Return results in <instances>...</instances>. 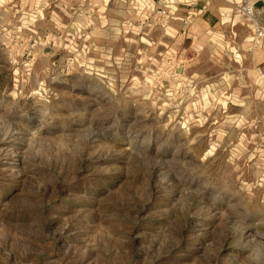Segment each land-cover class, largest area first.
I'll return each instance as SVG.
<instances>
[{"label": "rangeland", "instance_id": "1", "mask_svg": "<svg viewBox=\"0 0 264 264\" xmlns=\"http://www.w3.org/2000/svg\"><path fill=\"white\" fill-rule=\"evenodd\" d=\"M160 3L0 0V264H264L262 42Z\"/></svg>", "mask_w": 264, "mask_h": 264}, {"label": "crops", "instance_id": "2", "mask_svg": "<svg viewBox=\"0 0 264 264\" xmlns=\"http://www.w3.org/2000/svg\"><path fill=\"white\" fill-rule=\"evenodd\" d=\"M81 1L83 4H90L93 0ZM96 1L100 4V14L98 15H144L154 8L156 0ZM242 3L243 0H162V5L171 14L169 30L177 27L178 30L182 27L187 28L193 21H196L210 28L213 33L227 36L232 41L233 37L238 36V27H240L238 24L241 25L243 31H246V34L254 33L253 25L244 23L246 20L244 21L239 13V6ZM257 5L261 12H264V0H258ZM258 17L259 20L260 17L263 19L262 26L264 28V15H258ZM257 40L255 39L254 45L258 44Z\"/></svg>", "mask_w": 264, "mask_h": 264}, {"label": "built area", "instance_id": "3", "mask_svg": "<svg viewBox=\"0 0 264 264\" xmlns=\"http://www.w3.org/2000/svg\"><path fill=\"white\" fill-rule=\"evenodd\" d=\"M257 2L258 0H243V3L239 7V13L246 21L251 22L254 28L255 38L261 40L264 50V28L263 26L259 25L258 15H255V7ZM150 15L153 16V20L155 21L154 23L161 27L168 26L171 21V14L162 5V3L158 4ZM258 72L260 74H264V61L258 67Z\"/></svg>", "mask_w": 264, "mask_h": 264}]
</instances>
